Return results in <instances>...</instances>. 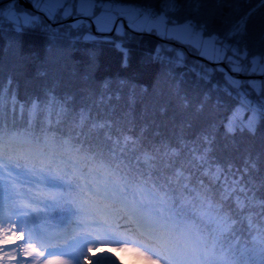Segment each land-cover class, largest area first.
Listing matches in <instances>:
<instances>
[{"label":"snow or ice","instance_id":"snow-or-ice-1","mask_svg":"<svg viewBox=\"0 0 264 264\" xmlns=\"http://www.w3.org/2000/svg\"><path fill=\"white\" fill-rule=\"evenodd\" d=\"M250 19L233 0H0V56L27 74L23 91L0 74V264H117L105 249L142 264H264V167L210 162L217 140L264 127V32L254 39ZM105 48L122 69L136 52L158 63L185 108L192 74L194 112L211 108L186 138L202 151L183 136L153 148L146 125L123 123L148 88L100 75Z\"/></svg>","mask_w":264,"mask_h":264},{"label":"trees","instance_id":"trees-1","mask_svg":"<svg viewBox=\"0 0 264 264\" xmlns=\"http://www.w3.org/2000/svg\"><path fill=\"white\" fill-rule=\"evenodd\" d=\"M233 8L237 14L251 11L249 27L254 39L264 32V5L260 3V0H233ZM149 39L145 37V40ZM25 43L29 49L41 50L43 41L38 35H29L25 38ZM9 72L12 73L14 80L21 82L23 91L24 79L27 74L16 68L14 61L6 55L0 56V74L6 75ZM63 74L65 78L68 77L67 69ZM100 75L113 79L126 78L129 82H135L137 85L142 84L148 88V94L137 96L130 117L126 116L123 123L127 125L130 120L135 125L134 134L136 135H140L139 130L146 125L143 132V136L147 138L145 143L153 148L160 147L163 150V146L169 140L175 142L181 136L185 139L196 136L205 120L210 118V104H206L204 111L199 115L194 112V98L198 95L200 88L194 87V77L191 73L185 74L180 89L183 97L189 101V106L185 108L181 97L169 93V88L175 78L165 75L158 63L140 62L139 52L134 53L130 66L127 69H122L119 55L111 49L105 48L101 55ZM157 81H159V94L154 93V85ZM136 91L139 92V88ZM120 103L123 108H128L126 99ZM189 122L191 127L188 126ZM186 143L189 152L202 151L198 138L195 142H187L186 139ZM210 148V162L219 164L228 174L239 175L240 172H243L245 165L251 166L254 161L264 167V157L257 159L261 153H264V127L258 129L255 136H251L247 132L243 134L238 132L235 142L231 137L227 140L221 138L210 145ZM125 159L134 161L135 155H126ZM185 193L193 194L190 189H185ZM257 211L259 212V210ZM244 235H247L246 231Z\"/></svg>","mask_w":264,"mask_h":264},{"label":"rangeland","instance_id":"rangeland-1","mask_svg":"<svg viewBox=\"0 0 264 264\" xmlns=\"http://www.w3.org/2000/svg\"><path fill=\"white\" fill-rule=\"evenodd\" d=\"M114 258L117 259V264H121L122 261L124 260H136L138 264H142L141 261H139L133 253L131 252H118V253H113L112 255Z\"/></svg>","mask_w":264,"mask_h":264},{"label":"clouds","instance_id":"clouds-1","mask_svg":"<svg viewBox=\"0 0 264 264\" xmlns=\"http://www.w3.org/2000/svg\"><path fill=\"white\" fill-rule=\"evenodd\" d=\"M121 264H138L136 260H124Z\"/></svg>","mask_w":264,"mask_h":264},{"label":"bare ground","instance_id":"bare-ground-1","mask_svg":"<svg viewBox=\"0 0 264 264\" xmlns=\"http://www.w3.org/2000/svg\"><path fill=\"white\" fill-rule=\"evenodd\" d=\"M98 251H99V250H98ZM104 251H110L112 255H113V253H118V252L115 251L114 249H105Z\"/></svg>","mask_w":264,"mask_h":264}]
</instances>
